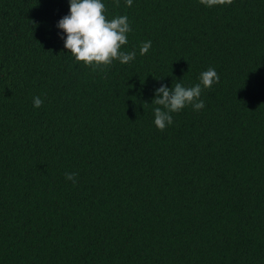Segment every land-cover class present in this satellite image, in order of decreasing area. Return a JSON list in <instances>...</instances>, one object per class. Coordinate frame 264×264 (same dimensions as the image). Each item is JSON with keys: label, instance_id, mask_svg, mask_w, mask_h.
<instances>
[{"label": "trees", "instance_id": "1", "mask_svg": "<svg viewBox=\"0 0 264 264\" xmlns=\"http://www.w3.org/2000/svg\"><path fill=\"white\" fill-rule=\"evenodd\" d=\"M102 2L136 56L93 71L69 0H0V264H264V0ZM209 67L159 130L155 89Z\"/></svg>", "mask_w": 264, "mask_h": 264}, {"label": "clouds", "instance_id": "2", "mask_svg": "<svg viewBox=\"0 0 264 264\" xmlns=\"http://www.w3.org/2000/svg\"><path fill=\"white\" fill-rule=\"evenodd\" d=\"M69 2L70 12L58 21L57 27L66 33V38L61 37L64 39V47L77 62H83L96 71L107 69L115 60L127 64L135 59V51L121 50L122 46L128 43L127 34L132 31L126 15L109 20L105 15L107 8L102 0H69ZM119 3L120 0H115L116 6H119ZM132 3L133 0H126L127 6H131ZM200 3L213 7L230 5L233 0H200ZM151 46V40L142 42L140 55L147 54ZM219 80L216 69L209 67L200 74V82L193 86L186 87L177 82L172 88L166 84L157 87L152 101L160 106L154 108L155 126L163 131L173 123L172 113L179 112L186 106L191 105L196 111L203 109L205 102L200 99L203 89L211 88ZM43 103L39 96L33 98L34 107L39 108ZM77 175L75 172L65 173L66 179L72 180L73 183L77 182Z\"/></svg>", "mask_w": 264, "mask_h": 264}]
</instances>
